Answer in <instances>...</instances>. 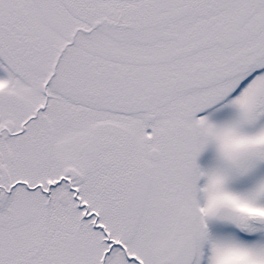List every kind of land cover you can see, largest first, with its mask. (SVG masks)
Instances as JSON below:
<instances>
[{
  "label": "snow or ice",
  "instance_id": "snow-or-ice-1",
  "mask_svg": "<svg viewBox=\"0 0 264 264\" xmlns=\"http://www.w3.org/2000/svg\"><path fill=\"white\" fill-rule=\"evenodd\" d=\"M0 264H264V0H0Z\"/></svg>",
  "mask_w": 264,
  "mask_h": 264
}]
</instances>
